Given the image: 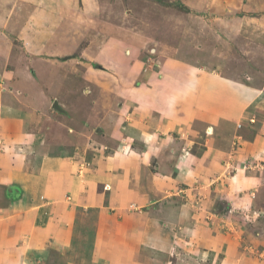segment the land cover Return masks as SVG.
I'll use <instances>...</instances> for the list:
<instances>
[{
  "label": "crops",
  "instance_id": "1",
  "mask_svg": "<svg viewBox=\"0 0 264 264\" xmlns=\"http://www.w3.org/2000/svg\"><path fill=\"white\" fill-rule=\"evenodd\" d=\"M100 2L15 0L16 7L6 13V40L0 44V264H201V251L194 245L217 239L202 230L199 207L184 201L186 185L199 184L193 189L200 194L211 188L219 159L226 161L231 152L238 169L232 177L240 179L234 189L244 192L250 183L246 174L258 172L257 167L248 169L247 162L254 157L264 162V23L256 25L252 17L254 22L236 28L231 37L242 50L255 47L254 61L235 60L233 69L210 59L211 69L202 70L205 65L197 61L192 65L183 57L162 55L161 77L142 70L137 43L105 38L100 48L126 45L120 60L126 67L117 69L115 61H107L98 70L86 68L81 78L89 74L90 85L96 77L111 82H101L94 93L91 86L71 94L66 87L68 102L60 103L64 140L79 136L92 139L96 147L89 142L83 150L59 152L52 140L48 144L38 130H31L38 122L32 125L34 115L43 110V93L59 101L45 87L58 76L40 64L48 54L73 49L63 38H51L57 22L73 31L75 23L91 16L92 7L95 13L100 10ZM16 45L20 50L14 55ZM213 47L215 43L210 55L219 59ZM199 49L202 54L204 47ZM16 61L31 63L34 70L7 66ZM20 70L28 81L25 88L10 80L21 77ZM256 114L260 126L232 152L240 118L245 117L247 132L255 128L250 122ZM206 133L211 135L208 150L197 155L201 149L192 148L194 138ZM256 196L259 201L260 194ZM209 206L210 214L214 204ZM229 206L232 211L234 205ZM186 233L191 234L190 246ZM231 249L222 256L223 264H241ZM188 253L195 255L193 261L187 262Z\"/></svg>",
  "mask_w": 264,
  "mask_h": 264
},
{
  "label": "rangeland",
  "instance_id": "2",
  "mask_svg": "<svg viewBox=\"0 0 264 264\" xmlns=\"http://www.w3.org/2000/svg\"><path fill=\"white\" fill-rule=\"evenodd\" d=\"M100 1V10L98 9L95 13L92 7L91 16L85 17L84 24L80 21H75L77 22L75 23V31L68 32L69 29L64 28L66 24H62V21L57 22L58 29H55L53 34L51 33V38L54 40L57 37L59 39L61 37L64 41L66 40V42H68V45H73V49L65 52L63 51V53L58 51L57 55L48 54V56L43 57L44 62L40 64L42 69L45 70L46 68L48 72H54L58 76L54 83H52L51 80L50 83H45V87L52 88L59 101L51 95L49 96L43 93L44 100L40 102L43 110L38 109L37 115H34L32 125L35 120H38V122L37 126H32L31 130H38L39 134H42L41 138H46V140H48V144L49 140H52L55 145L59 147V152L63 151L64 153L66 150L70 151L71 148H73L74 152L80 151L83 150L84 147H87L89 142L92 148L96 147L92 139L87 142L79 136V138L74 137L72 139L69 138V140H64L62 135V129H64V127H62L63 125L60 121V118L63 117L60 110L62 109V105L60 103L68 102L69 95H66V87L69 88L71 94L77 89H80V92H82L83 88L87 89V86H91L93 87L92 92L94 93V91H97L98 85L101 82H111L109 79L104 80V78L99 79L94 76L96 78L93 79V84L90 85L91 80L89 79V74L81 78L86 68H88L90 72L98 70V68L107 61L112 63L115 61V67L117 69L126 67V65L120 61L122 53L127 52L126 45L124 43H118L120 47H116L115 45L100 48L105 38L112 37L113 39L118 38L121 40L122 37H125L126 41L132 40L133 43H137L141 48L138 53V59L143 62L142 70L159 72L158 76L160 77L163 74L161 72L159 60L162 58V55L170 54L180 56L186 59L189 64L192 63V65L197 61L199 63L196 64L205 65L200 68L202 70L211 69L213 64L209 61L210 59L215 60L214 62H217L220 67H232L235 69V60L247 62L251 59L254 61V59L258 58L254 50L255 47L242 50L238 46L237 41H235V39L234 41L231 40V37L236 28L241 27V29H243L245 25L248 26L254 22L251 21L252 17V20H256V25L264 23V0ZM10 7H16L15 0H0V44L2 40H6L2 35V31L5 28L3 25L4 19H6V13ZM82 19L83 18H81V21ZM119 27L122 29L119 30ZM125 29L127 32L126 34L122 33ZM219 29H221V31ZM8 33L13 34L10 32ZM228 33L231 35L229 36ZM70 36L72 37V42L71 39L68 41ZM16 43L17 41L15 40L14 44ZM214 43L216 47L213 48H215V51L217 50V52H219V59L212 58L209 52ZM201 46L204 47L202 54L201 49H199ZM18 49L17 45L14 46V55L16 51L19 53L20 49ZM230 54H232V56ZM229 55L231 57L228 61L225 57ZM96 61L100 62V64ZM204 61H207L208 64L200 63ZM3 65L4 64L0 61V67ZM11 65H17L23 72L34 70L31 63L28 64L24 61L10 62L7 64V66ZM21 70L19 74L21 77L15 76L10 79L12 80V84H15L16 88H25L26 83H28L27 80L22 79ZM233 74H235V72L232 74L230 73V75ZM240 79L247 81L246 77ZM44 80L46 79L42 78L39 81ZM0 83H2L1 80ZM92 92L91 97L93 101L94 95ZM70 97L74 96L70 95ZM239 99H241V97H239ZM53 103H56L58 107H54ZM244 114H246L245 110L243 112V115ZM240 119L241 122H238V124L240 126L242 125V127L239 128V130L237 129L239 137L236 136L233 140L231 139L235 142V144L233 143V148H231L232 152L236 151L238 143L243 137H246L245 139L247 140V137L250 139V137L253 136L252 134L254 131H252V129L256 130V127L258 128L260 126L262 118L257 114L253 116L251 122H249L250 124L252 123L251 126L254 125L255 128H248L247 132L242 124L243 120L246 121L245 117H241ZM29 127L31 128V126ZM202 129L203 128H201V130ZM208 135L209 134L200 136L198 134L197 137L194 138L192 148L197 150L201 149L197 155L200 153L204 154L205 151L208 150L207 145L209 144L207 142L210 141L208 138H211V135ZM86 152H88V149ZM230 153L231 152H229V155H226V161H221L222 159H219V163L216 166L218 167L216 173L217 179L212 180L213 182L211 184L213 185L211 188H202L204 190V192L201 193L202 196H200V193H197L198 189H193L199 184L188 183L186 188L183 187L186 189V191H184V201H193L194 206L199 207L197 210L202 212V230L209 232L208 234H210V236H216L214 239H217L216 243L203 246L202 243L198 242L201 246L194 245V247L196 249L198 247L201 251L198 255V258H200L198 261L201 264H223L222 256L225 255V253L227 254L228 251H232V247H235L237 251L235 255L241 264H251L254 261H256L257 264H261L264 261V170H259V167L261 163L264 165V162L261 161L260 163L261 159L256 157L250 158L249 162H247L250 165L248 169L257 167L258 172L255 173V176H251L249 173L246 174L245 178H249L250 183L242 188L244 189V192H242L239 187L234 189L235 183L240 179H234L232 177L233 173L238 169H234V162ZM204 159L209 163V160L206 158ZM213 177L215 176H212V178ZM209 180L211 181V178H209ZM233 189L234 191H232ZM248 193H255V195L248 196ZM204 194L208 197V200H204L206 199ZM257 194H260V196H258L259 201H256ZM237 195L240 196V198ZM249 197L250 200L248 199ZM231 203L234 205L232 211V207L229 206ZM208 204H214V209L210 214L206 212L210 210L209 207H211ZM230 212L231 215L229 216L228 214ZM86 213H88V211H86ZM190 236L191 234L189 235L188 233L184 235L188 246L192 244V242H190ZM206 238L209 237L207 236L205 239ZM194 257L195 255L193 256L188 253L186 257L187 262L193 261Z\"/></svg>",
  "mask_w": 264,
  "mask_h": 264
},
{
  "label": "water",
  "instance_id": "3",
  "mask_svg": "<svg viewBox=\"0 0 264 264\" xmlns=\"http://www.w3.org/2000/svg\"><path fill=\"white\" fill-rule=\"evenodd\" d=\"M53 106H54V107H57V106H56V103H53Z\"/></svg>",
  "mask_w": 264,
  "mask_h": 264
}]
</instances>
